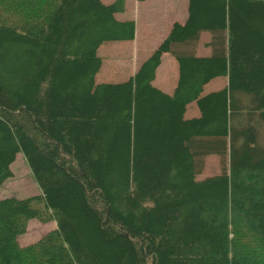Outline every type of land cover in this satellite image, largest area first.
<instances>
[{"label":"trees","instance_id":"16d2710c","mask_svg":"<svg viewBox=\"0 0 264 264\" xmlns=\"http://www.w3.org/2000/svg\"><path fill=\"white\" fill-rule=\"evenodd\" d=\"M103 1L0 0V187L21 153L40 189L0 200V264H264V0H188L134 76L96 84L99 47L135 37ZM31 220L56 228L21 248Z\"/></svg>","mask_w":264,"mask_h":264},{"label":"rangeland","instance_id":"374dc122","mask_svg":"<svg viewBox=\"0 0 264 264\" xmlns=\"http://www.w3.org/2000/svg\"><path fill=\"white\" fill-rule=\"evenodd\" d=\"M115 0H105L104 4L108 5ZM186 5V0H185ZM124 10L117 13L116 17L119 20L134 19L138 28H144L150 36V41L144 47L147 56L153 52L150 45L154 41L167 33V29L171 24L172 19L181 21L182 17L186 16V8L181 0H149L146 4L138 6L136 0H124ZM156 38V39H155ZM210 40V34L202 33L199 41L195 46L186 50L197 56L210 55V48L205 46V43ZM124 42V41H120ZM107 42L101 45L98 49V55L102 60V66L96 77L97 84L99 83H118L127 78L144 59V54L136 55L133 43L131 42ZM197 45V47H196ZM171 56L164 57L162 64L158 70V81L153 86L167 93L172 92L173 85H176L177 70L174 76V84L171 81L162 82L165 78L166 70H169V62ZM173 59V58H172ZM174 60V59H173ZM176 66V65H175ZM177 68V67H176ZM171 70V69H170ZM226 78L220 77L211 81L204 87L202 95L212 91L221 89V84L225 83ZM222 84V85H223ZM168 87V88H167ZM192 106H195L192 104ZM190 109V108H189ZM188 109V110H189ZM189 117V114L187 115ZM10 170L12 178L6 180L0 187V200L4 198L26 199L40 195V189L32 176V173L26 163L24 156L21 153L16 155L15 161L11 164ZM221 159L216 155L204 157L203 169L196 176L197 180H203L221 173ZM56 228L55 223H41L37 220H31L27 224L26 232L17 240L18 245L22 248L37 242L46 233Z\"/></svg>","mask_w":264,"mask_h":264},{"label":"crops","instance_id":"0c3cea01","mask_svg":"<svg viewBox=\"0 0 264 264\" xmlns=\"http://www.w3.org/2000/svg\"><path fill=\"white\" fill-rule=\"evenodd\" d=\"M105 1V0H104ZM103 1V2H104ZM149 0H145V1H142V2H139V1H137L136 0V3H137V5L138 6H140V5H143V4H146L147 2H148ZM182 1V4H184V6H185V8H186V16H184V17H182V19H181V21H179V20H175V19H172V21H171V24H170V26L168 27V29H167V33L165 34V35H163V36H160L159 38H155L156 40L154 41V43H152V45H150L151 46V48H153L152 50L154 51L158 46H159V44L167 37V35H168V33L170 32V29H171V27H172V25L174 24V23H179V24H183L185 21H186V19H187V6H188V0H186V5H185V0H181ZM111 4V3H110ZM135 21V20H134ZM148 32H146V30L142 27V28H138V24H137V22L135 21V37H134V39L132 40V41H124V42H131V43H133V45H134V47H133V49H134V51L136 52V55H142V54H144V56H146V57H143L144 59H142V61L140 62V64L133 70L132 69V72H131V74H129L128 76H127V78L126 79H124V80H121V81H119L118 83H120V82H124V81H126L127 79H129L130 77H132V76H134V74L136 73V71L138 70V68H139V66L147 59V58H149V56L153 53H151L150 55H148L147 56V52L145 51V49H144V47L148 44L147 42L148 41H150V36H148V34H147ZM202 33H204V32H202ZM202 33L200 34V37H201V35H202ZM208 33V32H207ZM200 37H199V39H200ZM210 39H211V35H210ZM199 41V40H198ZM124 42H120V43H124ZM210 42V40L208 41V42H206L205 43V46L207 47V48H210V47H208L206 44H208ZM198 44V43H197ZM196 47H197V45H196ZM210 54H211V49H210ZM167 56H171L173 59H174V57L171 55V54H169V53H164L163 55H162V57H161V63H160V65H159V67L157 68V70H156V73H155V79H154V81L152 82V84L154 85L155 83H157L156 81H158V70H159V68H160V66H161V64H162V59L164 58V57H167ZM197 56V55H196ZM208 56H210V55H208ZM203 57H206V56H203ZM171 58V60H170V62H169V67H170V69L169 70H166V73L164 74L165 75V78H164V80H163V82H162V85H159V86H162L163 88H165L166 86H168V84H166V85H164V83L166 82V81H171V83H173L174 84V82H173V80H174V76H175V73H176V70H177V79H176V85H177V81H178V64H177V62H176V60L174 59H172ZM176 65V66H175ZM177 67V68H176ZM97 75H98V73H97ZM97 75H96V77H97ZM96 77H95V83L97 84V79H96ZM218 78H220V77H218ZM218 78H215V79H218ZM215 79H213V80H215ZM212 80V81H213ZM210 83V82H209ZM208 83V84H209ZM99 84H101V83H99ZM223 84V83H222ZM221 84V86H223V87H221V89L222 88H224L225 86H226V84H227V78H226V81H225V83L222 85ZM176 85H173V86H175L176 87ZM175 87H173V91H174V89H175ZM157 88V87H156ZM168 88V87H167ZM221 89H219V90H221ZM219 90H217V91H219ZM162 91V90H161ZM173 91L172 92H169V93H167L166 91L164 92V90H163V92L164 93H166V94H168V95H172V93H173ZM212 92H214V91H212ZM210 93V92H209ZM208 94V93H207ZM192 104H194L195 106H192ZM190 108V109H189ZM189 109V110H188ZM189 114V117H187V115ZM199 116V110H198V108H197V106H196V104L195 103H190L189 105H187V107H186V112H185V115H184V117L186 118V119H192V118H197ZM211 156V155H210ZM3 185V184H2Z\"/></svg>","mask_w":264,"mask_h":264}]
</instances>
